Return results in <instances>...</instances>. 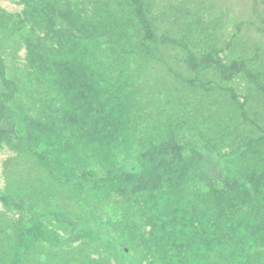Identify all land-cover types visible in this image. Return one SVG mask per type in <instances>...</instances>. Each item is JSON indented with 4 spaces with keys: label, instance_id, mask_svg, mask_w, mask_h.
<instances>
[{
    "label": "trees",
    "instance_id": "1",
    "mask_svg": "<svg viewBox=\"0 0 264 264\" xmlns=\"http://www.w3.org/2000/svg\"><path fill=\"white\" fill-rule=\"evenodd\" d=\"M85 1L80 24H91L79 25L77 33L69 26L58 31L79 38L85 59L105 73L106 83L120 87L127 118L109 144L110 154L91 158L88 165L71 160L69 151H59L58 142L53 149L31 143L28 124L49 121L66 96L54 101L53 109L45 108L55 95L52 83L29 59L30 3L0 0V107L10 117L0 126V264H104L86 254L90 243L107 244L118 255L121 247L112 242L129 246L148 225L156 236L148 237V247L158 251L163 246L159 253L166 264V246L178 240L177 227L184 222L158 215L161 209L167 212L168 198L165 206L158 202L154 208L152 200L124 192L118 184L122 176H142L153 165L166 183L174 182L173 173L184 176L178 188L189 194L195 208L213 214L208 231L219 217L236 228L246 221H264V205L255 207L264 203V0L56 4L78 12ZM232 66L238 70L227 77L223 69ZM69 127L64 124L65 130ZM56 138L63 137L56 134L50 141ZM162 183L153 188L161 193V202ZM120 189L124 199L119 218L110 208L118 207L114 201ZM139 200L146 201L142 206L151 209L149 215L134 210ZM39 221L45 227L40 226L37 240L26 248L21 240L18 249L24 233ZM13 252L24 257L14 262L9 256ZM215 253L208 264L223 261ZM122 254L118 263L143 264L136 254ZM248 255L239 264H246Z\"/></svg>",
    "mask_w": 264,
    "mask_h": 264
},
{
    "label": "rangeland",
    "instance_id": "2",
    "mask_svg": "<svg viewBox=\"0 0 264 264\" xmlns=\"http://www.w3.org/2000/svg\"><path fill=\"white\" fill-rule=\"evenodd\" d=\"M28 2L30 4L27 9V16L32 17L30 31L27 33L26 38L28 50H31L29 59L39 70L41 77L48 80L49 84H53L51 86L55 95L51 102H49V99L45 101V108L51 107L53 109L55 106L54 101L59 100L62 95L66 96L65 104L57 105L56 110L53 109V116L48 119L49 121L28 124L31 131L33 130V137L30 141L35 146L45 143L47 145L45 149H53L56 142H58L60 144L59 151L62 149L69 151L70 155L68 157L71 160L83 162L86 165L91 162V158L104 159L107 153L110 154L109 144H111L117 133L121 129L123 130L127 121L124 101L118 96L120 87L106 83L105 73L100 72L98 66L91 64L88 57L85 59V54L78 47V45L81 46L79 38L58 31V28L69 26L71 31L77 33L79 25L81 27L82 25L87 26L88 23L91 24L89 21L86 22L87 24H83V22L80 24L81 14L79 12L84 14L83 8L86 7V1L83 2L80 10H77L78 12H74L73 8L57 6L56 0H28ZM51 11L55 13L60 11V13L55 16L49 14ZM55 23H57L56 28ZM97 25L103 27L105 22L98 21ZM24 26H27V22ZM97 32L91 35H95ZM82 34L85 36L84 33ZM85 51L89 52L86 48ZM207 57L212 60V57ZM237 70L236 66H232V68H224L223 73L229 77ZM105 90H108L107 93H105ZM9 118L5 109L0 107V126H3L2 124ZM64 124L70 126L68 130L64 129ZM56 134L63 138L60 141L57 138L50 141L51 137ZM2 139L3 136L0 133V142H2ZM49 142L53 143L50 144ZM250 156L254 157L255 155L252 153ZM171 177L174 182L172 184L166 183L159 166L153 165L146 169L142 176H122V178H119L121 181H118L121 188L122 186L125 187L124 192L130 190L138 195L137 198L152 200L151 204L154 208L158 202L165 206L168 198L169 205L164 207L167 212L161 209L158 215L166 217L167 213L171 216L169 217L170 220L176 219L184 222L183 225L179 224L177 227L180 229L178 240L173 239L171 245L166 246L165 254L170 256L166 264H208L207 260L211 259L210 256H213V251H218L215 254L223 260L221 264H239L244 255L248 254L245 258L246 264H264V255L262 254L264 221L256 223L246 221L236 228L237 226L226 225L222 221V217H219L211 225V230L208 231L213 214L209 209L195 208L193 200L187 198L189 194L178 188L185 180L183 175L173 173ZM161 181H163V185H161L164 187L162 191L163 202L159 199L161 193L155 192V189L153 190L154 186L159 185ZM0 184L3 185V181L0 180ZM150 188L153 192H143L144 189ZM122 191L123 189H120V192L116 190L117 196L118 194L120 196L114 201V205L117 204L118 207L115 210L110 208L112 212L117 211L119 218L123 213L121 207H119L124 199L121 194ZM237 191L241 192V190ZM155 197L157 200L154 199ZM142 202L144 204L146 201L139 200L134 210L140 214L145 211L144 216L149 215L151 209L146 206L143 207ZM263 205L264 203L260 201V204L257 202L255 207H262ZM95 207L98 212L100 209L99 204ZM147 220L149 219H145V222ZM40 226L45 227L39 221L28 228L22 239H20L18 249L21 246V240L25 248L34 244L41 232ZM141 227L139 226L142 231ZM153 229L150 225L146 229L144 228L135 237L134 241L131 239L130 247L120 240L115 243L112 242V246L121 247L118 253L122 256H124L122 253L126 256H129L130 253L136 254L143 264H164V259L159 253L164 247L162 246L158 251L157 249L153 251V246L148 247L150 245L148 237H156ZM199 232L203 233L200 239L198 238ZM42 238L50 244H58L53 239H47L45 236ZM151 243H156V239H151ZM102 245L99 242H92L88 245L86 254L91 257V260L103 262L104 264H125L124 261L117 262L121 258L120 255L108 248L107 244L100 247ZM248 249L259 251V253L254 255L252 254L254 251ZM9 256L14 262H18L24 257V254L13 252Z\"/></svg>",
    "mask_w": 264,
    "mask_h": 264
}]
</instances>
